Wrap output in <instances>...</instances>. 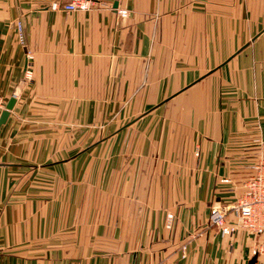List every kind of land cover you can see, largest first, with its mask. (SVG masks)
Returning a JSON list of instances; mask_svg holds the SVG:
<instances>
[{
    "label": "crops",
    "instance_id": "1",
    "mask_svg": "<svg viewBox=\"0 0 264 264\" xmlns=\"http://www.w3.org/2000/svg\"><path fill=\"white\" fill-rule=\"evenodd\" d=\"M53 1L0 0V264H249L207 220L264 156V0Z\"/></svg>",
    "mask_w": 264,
    "mask_h": 264
},
{
    "label": "built area",
    "instance_id": "2",
    "mask_svg": "<svg viewBox=\"0 0 264 264\" xmlns=\"http://www.w3.org/2000/svg\"><path fill=\"white\" fill-rule=\"evenodd\" d=\"M102 4V0H67L64 2L53 1L49 8L53 11L73 12L87 11ZM117 13L124 17L128 15L127 9H121ZM16 30L18 41L25 46L26 39L21 21H17ZM25 76L32 74L31 64L33 54L26 53ZM5 109V100L0 96V114ZM259 148L262 141L254 140ZM248 173L243 179L241 192L233 200L217 202L210 210L207 224L213 227L221 235L233 236L239 231H245L255 238L251 248V256L259 258L264 256V156L259 153L252 162L247 165ZM231 179H222L228 182ZM172 215L166 217L165 225L170 227Z\"/></svg>",
    "mask_w": 264,
    "mask_h": 264
},
{
    "label": "water",
    "instance_id": "3",
    "mask_svg": "<svg viewBox=\"0 0 264 264\" xmlns=\"http://www.w3.org/2000/svg\"><path fill=\"white\" fill-rule=\"evenodd\" d=\"M14 103H15V97H11V98L7 101V103H6V105H5V109H4V110L1 112V114H0V125L3 124V123L6 121L8 115H9L10 110H11V109L13 108V106H14ZM254 261H255V258L253 257V258L249 261V264H253Z\"/></svg>",
    "mask_w": 264,
    "mask_h": 264
}]
</instances>
